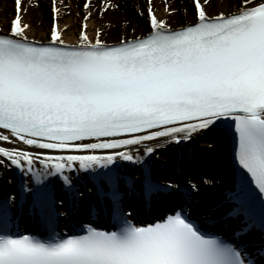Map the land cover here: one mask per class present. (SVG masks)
Listing matches in <instances>:
<instances>
[{"label":"snow or ice","instance_id":"1","mask_svg":"<svg viewBox=\"0 0 264 264\" xmlns=\"http://www.w3.org/2000/svg\"><path fill=\"white\" fill-rule=\"evenodd\" d=\"M148 3L143 38L109 45L98 31L90 39L84 23L78 43L68 45L55 7L47 42L29 40L15 0L14 19L0 32V169L39 176V161L74 200L111 201L115 230L60 235L51 182L21 183L18 197H0V264H264V0H238L227 13H209L213 0H191L194 19L179 29ZM118 7L106 2L102 11ZM219 128L238 142L236 159L255 185L242 178L225 194V213L212 218L223 230L235 222L226 239L198 226V184L156 183L151 162L161 141L180 145ZM137 146L148 160L133 155ZM121 161L140 165V179ZM137 186L146 197L182 193L179 212L133 223L122 201ZM29 196L45 239L10 232Z\"/></svg>","mask_w":264,"mask_h":264},{"label":"rangeland","instance_id":"2","mask_svg":"<svg viewBox=\"0 0 264 264\" xmlns=\"http://www.w3.org/2000/svg\"><path fill=\"white\" fill-rule=\"evenodd\" d=\"M224 1L213 0L216 11L218 5ZM227 1L230 11H233L236 0ZM106 2L118 4L119 7L104 12L102 9ZM85 3H89L87 10L84 7ZM148 6V0H21V17L23 23L30 25L28 30H35V36L28 38L29 40L45 43L43 36L50 32L54 22L52 10L55 7L57 9L55 23L62 30V38L66 44H76L72 39L79 37L81 25L86 23L88 36L96 29L101 33V39L105 43L114 45L126 38L132 40L148 34L150 30L147 20ZM151 7L157 17L164 12L166 21L173 29H179L194 19L191 0H151ZM215 8L209 7V13H213ZM15 13V0H0V32L8 30ZM88 13H90L89 18L85 21L84 17ZM134 24L139 26V31L135 30ZM197 140L194 144L196 150L207 161H217L213 140L204 137H199ZM156 159L166 166L174 167L171 159L166 158L165 154L158 155ZM182 169L187 171V168L182 167ZM193 171L195 168L187 171V179L190 181L193 178ZM160 176L166 179L172 178L171 173L165 171Z\"/></svg>","mask_w":264,"mask_h":264},{"label":"bare ground","instance_id":"3","mask_svg":"<svg viewBox=\"0 0 264 264\" xmlns=\"http://www.w3.org/2000/svg\"><path fill=\"white\" fill-rule=\"evenodd\" d=\"M237 3H238V0L235 1V7H234V9H233L232 12H235L236 11V5H237ZM215 11H216V8H215ZM215 11H213V13ZM217 11H225V12L230 11V8L228 7V1L225 0L223 3H220L218 5V7H217ZM165 15L166 14L163 12L161 16H158V18H162V19H165L166 20ZM134 28H135L136 31H139V29H140L139 26H137L136 24H134ZM97 31L98 30L94 29V32H92L89 35V38L90 39L94 38ZM27 36H28V38H33L35 36V30L34 29L27 30ZM43 37H44V42H47V40L49 39V34L48 35L46 34ZM72 41L73 42L76 41V43H78V38H73ZM209 139L210 140H213V143H215L216 156H217V158H219V160H220V162L222 164L221 165L219 164V168L217 167L218 169H217V171H216V173L214 175H211V174H210L211 176L209 175L210 178L205 180L206 183L205 182H202V183H196V184H198V186L200 188L203 187L202 189L205 188L206 191L207 190L210 191L211 189H213L212 191H214L217 188V186H220L221 188H223V186L227 185V183H229V181H230V177H233V176H231L230 174H228V175L225 174V172H231L230 171L231 170V165H230V161H228V154H227V150H226L225 146L222 145L219 141H217L214 137L213 138H209ZM165 145H166V143H164L163 141H161L160 147L165 146ZM137 147H139V146H137ZM137 147L132 148L131 151H132L133 155L143 156L144 155L143 154L144 153V149L142 147H139V151H137ZM184 160L185 159H182V161H184ZM195 166H198V164L196 163L195 159H191L188 162V164H187V169L195 168ZM46 171L47 170L44 168V166L42 164H40L39 161H37L34 164V166H33V173L39 174V176H34V177H36V178L39 177L41 179H44V181H48L47 179L50 178V176H44L43 175ZM205 172H206L205 170H202V173H204V175L206 174ZM3 174L5 176H7V173L6 172H3ZM31 175H32V173H31ZM51 180H53V179H51ZM6 185H7L6 183L3 184V183L0 182V194L6 195V192H5V190H6L5 188L7 187ZM89 185H90V188H91V184H89ZM65 205H67V203ZM78 205H79L80 210L77 211L76 209H73V211H72L73 212L74 219L77 220L78 218H80L81 217V214H82L83 207L84 208L86 207V212H85L86 213V217H85V219H86V221H90L88 219V207H90L91 204H89V203L86 204V203H84V201L81 200V202H79ZM65 214L67 215V217L69 216L66 211H65ZM85 225L86 226H93L90 223H87ZM234 225H235V223L232 222V224L230 225V227H229V229L227 231H231V227H233ZM146 226H150V224H147ZM98 230H100V229H98ZM255 236H257V235L254 234L251 237L252 242L253 243H259L260 242L259 241V238H258V240H256L254 238Z\"/></svg>","mask_w":264,"mask_h":264},{"label":"water","instance_id":"4","mask_svg":"<svg viewBox=\"0 0 264 264\" xmlns=\"http://www.w3.org/2000/svg\"><path fill=\"white\" fill-rule=\"evenodd\" d=\"M175 149H176V148H175ZM199 157H201V156H199ZM206 166H207L208 169L211 170V171L215 170V168H216V165H215L214 163H210V162H209V163L206 162ZM216 193L219 194L220 191L216 190ZM217 194H216V195H217Z\"/></svg>","mask_w":264,"mask_h":264}]
</instances>
